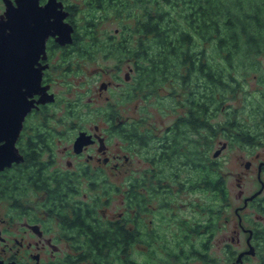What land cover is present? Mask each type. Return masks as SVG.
I'll use <instances>...</instances> for the list:
<instances>
[{
  "label": "flooded vegetation",
  "instance_id": "flooded-vegetation-1",
  "mask_svg": "<svg viewBox=\"0 0 264 264\" xmlns=\"http://www.w3.org/2000/svg\"><path fill=\"white\" fill-rule=\"evenodd\" d=\"M59 1L66 12L62 27H50L54 17L48 15L44 26L36 21V34L17 28L13 36L8 0H0V264H264V155L257 151L237 162L241 169L221 171L220 190L212 179L205 218L183 215L168 197L197 186L168 181L185 175L183 160L168 163L183 158V145L171 138L181 129L183 140V124L158 132L137 121L135 106L130 112L120 106L162 93L161 87H139L134 54L101 67L103 79L88 99L107 105L84 106L80 95L53 108L61 90L73 96L71 75L96 48H125L135 37L134 30L116 28L107 42H86L72 4ZM67 24L74 27L71 40ZM38 75L40 84L28 95L34 106L19 127L10 108L24 96L25 81ZM137 145L145 163L140 168ZM192 152L198 156L199 144ZM138 251L146 256L140 259Z\"/></svg>",
  "mask_w": 264,
  "mask_h": 264
},
{
  "label": "trees",
  "instance_id": "trees-1",
  "mask_svg": "<svg viewBox=\"0 0 264 264\" xmlns=\"http://www.w3.org/2000/svg\"><path fill=\"white\" fill-rule=\"evenodd\" d=\"M86 2L101 9L103 17L112 16L126 28L132 27L130 20H134L135 47L132 49L127 43L121 48L116 43L109 48L110 52L118 59L124 53L135 55L140 88L149 86L154 90L153 86L168 84L171 98L184 109L174 123L183 124V140L181 129L175 130L171 138L175 145L189 141L192 149L195 140L187 137L188 131L200 132L199 154L193 157L192 152L187 163L198 171L200 180L203 175V184L211 187L215 179L220 190L218 162L209 158L204 147L211 143L214 132L222 131L224 126L225 130L237 131L241 139L253 141V128L238 127L242 122L237 120V109L229 112L232 116L216 123L211 118L236 95L239 71L251 68L259 61L256 57L264 54V0ZM91 22L89 26L96 27ZM95 35L92 40L99 43Z\"/></svg>",
  "mask_w": 264,
  "mask_h": 264
},
{
  "label": "rangeland",
  "instance_id": "rangeland-1",
  "mask_svg": "<svg viewBox=\"0 0 264 264\" xmlns=\"http://www.w3.org/2000/svg\"><path fill=\"white\" fill-rule=\"evenodd\" d=\"M69 4H72L74 11V20L77 23L79 31L84 34V38H86V42L92 39V35H97L99 43L101 41H105L106 37L115 32L116 28H126L122 25H119L114 17H103V12L101 9H96L91 7V4H88L86 0H67ZM94 23L96 27L89 26V22ZM132 23V27L126 28L129 31L133 30L134 20H130ZM87 32H91L88 34ZM95 35V36H96ZM137 36L133 41H130V46L135 47ZM107 42V41H105ZM104 43V42H102ZM258 63L252 65L251 68H244L239 71L238 80L240 84L236 83L235 86L238 87V91L236 95L233 96L230 100H227L224 106L219 110L216 115H212V121L217 122L218 120L226 119L227 116L233 115V113L229 114V112H233V110L237 109V120L241 121L238 127L247 129L251 127L254 129L251 132L253 136L252 142H246L245 140L240 138V135L234 129L225 130L226 126L223 127L222 131L218 133L214 132L215 135L211 139V143L204 147L206 152L209 154V158L217 159L219 162L218 172L221 171H229V170H238L241 169L237 167V162L243 158H248L251 155H254L257 151H260L264 155V54L256 57ZM115 60L117 57L114 56V53H111L108 47L105 48H96L94 52L93 58H87L82 65V69L73 72L71 75L72 79V88H73V96L70 94H66L64 91H60L59 96H61L62 105L57 104L53 108H59L63 106V101L65 98L71 97L76 98L77 96H83V105L84 106H105V100L101 99L96 103H89V97L92 95V92L95 88H97L103 79L101 72V67L108 68L109 66H113L115 64ZM68 85L65 83L63 89H65ZM161 91L162 93L156 97H146L145 94L140 96H136L135 99H131L129 101L124 100L120 103V106L127 109L129 111L130 107L135 106V114L137 117V121L139 123H143L144 125H151L152 127L158 131L162 132L169 126H172L175 123V120L178 118L180 113L184 112V109L176 105V100L171 98L170 95V87L168 84L162 85ZM158 87V89L160 88ZM62 89V87H60ZM143 90H152L151 87L145 86L141 88ZM70 100V99H69ZM112 101L116 102L114 99ZM105 104V105H104ZM178 107V109H174ZM144 129V127L142 128ZM228 134L232 135V139L228 136ZM188 138L195 140L196 143H200V132H192L188 131ZM228 141L229 145L222 150L221 154L218 157H214V151L220 147V142ZM245 141V142H244ZM179 144L184 147V155L183 158L176 157L175 160H171L168 163L177 164L183 160V163L186 164L188 160H190L192 149L195 148V145L192 147V143L189 141L187 143H183L182 141H178ZM190 146V147H189ZM200 149V148H199ZM143 148L137 145V153H136V162L138 167L145 166L143 162ZM166 171H170L169 168H165ZM185 175L181 174L179 178L174 180L175 178L168 179L169 182H173V186H179V182L181 179L183 181H195L197 186L188 190L187 185L184 186V190L179 193L168 194V197L176 199L178 206L180 207V211L183 215H193L198 216L203 219L205 216H202L209 205L212 204L213 200V187H209L207 184H203L202 181L206 182L203 179V175L201 174V180L199 178V174L197 170H193V168L187 163L184 167ZM194 172V173H193ZM196 174V176H195ZM234 179V178H233ZM164 181V178L162 179ZM173 180V181H171ZM201 184V185H200ZM192 187V185H191ZM158 197H162V194H157ZM164 196V194H163ZM153 202V201H152ZM219 203V201H217ZM158 201L154 200V204L152 207V213L158 209ZM195 210L198 213H193ZM156 213V212H155ZM152 214V217H154ZM155 219V218H154ZM162 229L161 227H159ZM137 256L142 259L145 257V253L137 252Z\"/></svg>",
  "mask_w": 264,
  "mask_h": 264
},
{
  "label": "water",
  "instance_id": "water-1",
  "mask_svg": "<svg viewBox=\"0 0 264 264\" xmlns=\"http://www.w3.org/2000/svg\"><path fill=\"white\" fill-rule=\"evenodd\" d=\"M16 1H17V5L13 4L12 0H8L7 13L9 15V19L12 21V24L10 26L14 28L13 33H11L10 35L13 36L17 35L18 34L17 28H21L24 31V33L27 34V36L36 34L34 29L36 26H38L36 24V21L40 20L42 22L48 15L54 17V20L50 24V27H54V26L62 27L63 26L62 24L65 23L63 21V18L66 12L63 11L62 2L59 0H48L45 6L40 5L39 0H16ZM42 26H44L43 22H42ZM66 29H67L66 34L68 36V39L71 40V36H72L71 33L74 30V27L70 24H67ZM42 35L46 37L47 33ZM44 48H45V41L43 40L42 49ZM40 81H41L40 75H38L35 79L33 78L32 80H26L24 83V85L26 86L24 96L19 98L20 103L18 102V104L16 103L14 104V106L10 108V113H13L14 110L19 115V119H18L19 127L22 124L23 121L22 118H24L25 115L28 113V111H30L31 108L34 106V101L28 99V95H31L34 89L38 88ZM85 139H86L85 133L83 132L76 141V145L81 147V145L84 144ZM225 146L226 143L224 142L221 145V147L217 148V150L214 152V155L218 156L222 152Z\"/></svg>",
  "mask_w": 264,
  "mask_h": 264
}]
</instances>
